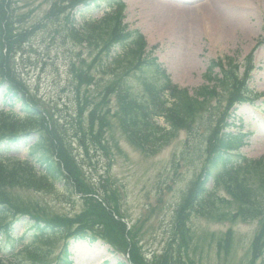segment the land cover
I'll return each mask as SVG.
<instances>
[{
	"label": "rangeland",
	"instance_id": "1",
	"mask_svg": "<svg viewBox=\"0 0 264 264\" xmlns=\"http://www.w3.org/2000/svg\"><path fill=\"white\" fill-rule=\"evenodd\" d=\"M146 1L122 0L124 21L142 30L149 47L157 45L155 54L170 73L172 80L179 86L188 88L191 95L198 88L209 84L205 73L212 59L228 55L242 62L258 41L262 42L255 50L259 70L254 72L252 83L258 96L255 101L258 108L245 103L231 111L236 125L243 127L249 134L239 153L252 159L264 158V0H221L220 7L216 4L214 13L226 10L231 19L244 20L248 28L251 27L249 31L236 30L235 34L223 37L201 32L200 29V10L194 7L202 2L211 3L212 0H161L163 5H166L162 16L159 12H151L149 6L152 7V0H149L150 5H147ZM105 2L106 0L104 4ZM168 4L178 7L185 5L188 15L195 9L194 22L198 29L195 39L191 40L184 32L171 33L165 30L168 27L166 21H158L165 16ZM14 5L16 20L22 21L23 15L24 21L26 20L25 24L22 22L16 29L24 31L31 23L45 22L51 2L17 0L15 3L14 0ZM9 10L13 12L12 8ZM109 11V6H104L103 9L92 13L91 17L98 19ZM201 13L205 14L204 10L201 9ZM81 16L76 15V25H80L83 20ZM66 27L61 23H50L46 32H37L16 57L15 54L12 55L11 63L28 96L47 110L48 114L55 115L59 130L66 138V145L82 171L84 183L95 186L101 193L106 189L112 194L117 207L133 224L131 233H135V239L139 242L135 243V247L150 263L161 262L163 256L171 252L182 264H250V250L257 232V222L246 223L240 217L235 218V221L231 217H219L223 211L235 212L237 203L226 204L218 201L215 211L193 212L191 217L186 219L185 226L175 225L176 211L183 196L206 163L205 136L209 131L211 112L206 110L198 117L192 129L186 126L180 128L170 142L154 155L146 154L133 140L127 139L115 118L108 116L111 125L104 126L102 131L98 130V138L103 148H99L95 145L97 143L91 140L86 152L73 129L79 120V98L71 67L74 62L78 64L80 51H83L85 56L91 53L88 48H83L82 43L75 40L70 33V27L67 28L65 40L59 39L65 34ZM53 33L56 35L55 41L49 39ZM3 50L5 51V48ZM218 72L219 69H216V73ZM96 74L101 75L98 70ZM129 81L133 96L139 99L148 97L142 81L137 76H131ZM4 89L5 86L0 88V109L7 110L8 105L3 104L1 100ZM220 99L222 97H214L206 104L212 105L217 114L224 106V101L219 102ZM115 100V97H112L113 107ZM12 107L19 112L21 104L13 102ZM89 108L87 105L83 110V122H86ZM156 120L159 125L169 127L164 118L158 117ZM98 127L99 125L96 126ZM3 134L5 135L2 136ZM10 134L11 131L7 130L1 134V138ZM37 136L31 135L25 145L9 148L7 155L19 159L30 158L28 153ZM207 187H213V180L208 181ZM215 194L221 199L232 198L224 185L219 186ZM6 195L19 210L16 209L18 215L15 218H9L5 223L15 222L13 233L18 236L27 231L28 225L31 224L29 216L25 214L28 211L32 217L63 222V228L59 227V232L50 239V243L47 240L33 241L34 247L49 253L47 257L41 260L31 252L18 250L12 258L18 264H64L60 258H66V253H63L66 245L69 254L67 259L72 264H130L127 246L110 232L103 230L99 234L97 227H93V231L90 230L83 239H74L72 235L67 234V224L75 228L79 225L76 221L78 215L87 211L85 202L80 200L83 194L75 192L72 183L67 190L60 192L15 188L9 190ZM177 229L182 232V236ZM31 234L30 231L27 233L24 243L28 242ZM90 236L94 237V242L90 241ZM7 243L4 238L2 247ZM173 264L180 262L177 260ZM255 264L264 262L257 260Z\"/></svg>",
	"mask_w": 264,
	"mask_h": 264
},
{
	"label": "trees",
	"instance_id": "2",
	"mask_svg": "<svg viewBox=\"0 0 264 264\" xmlns=\"http://www.w3.org/2000/svg\"><path fill=\"white\" fill-rule=\"evenodd\" d=\"M50 2L45 22H34L24 31H18L16 26L19 27L22 22L26 23L23 17L25 15L22 16V21L16 20L9 10L12 1L0 0V88L5 85L3 98L5 103L10 100L21 104L20 112L14 110L11 105L8 110H0L1 256H15V237L13 243L10 241L7 243L8 246L2 247L1 244L5 237L4 233L6 230L8 232L12 230L14 223L7 227L2 224L9 218H15L18 213L16 209L19 210L6 197V193L15 188L60 192L67 190L72 183L75 192L83 194L80 200L85 202L87 211L78 215L76 221L79 225L75 228L67 224V234H76V238H85L90 230L93 231V227H97L99 234L105 230L117 239L120 238V242L127 247L130 246L131 264H168V262L173 264L177 260L182 264L180 259L166 256H163L161 262L150 263L141 256L135 246L129 243L125 224L115 217L114 212L117 213V209L112 194L106 189L101 193L95 186L84 183L82 171L66 145V138L59 130L55 115L48 114L47 110L28 96L23 82L16 74V69L14 71L11 63L12 55L15 54L16 57L37 32H46L52 22L61 23L67 27L65 34L59 39L65 40L68 25L75 22L74 16L70 14L71 11L76 9L75 11H80L81 14H90L102 9L104 5V0H50ZM105 3L111 6V11L100 19L92 17L85 19L76 35L84 44L83 48H88L91 54L85 56L84 52L80 51L78 64L74 62L71 67L79 98V120L74 125V134L80 142L82 141L81 144L86 152L91 140L97 143L95 145L99 148H103L98 138V130L102 131L104 126L111 125L112 122L108 117L111 116L118 122L127 139L133 140L138 145L144 144L143 148H150L151 155H154L170 142L180 128L183 126L191 128L198 117L206 110L210 111L209 131L205 136L206 164L203 172L200 171L184 194L182 203L176 211L175 225H185L193 204H197L202 212L210 213L215 211L218 201L226 204L235 202L238 204L235 212L223 211L224 213L222 212L219 217H233L231 218L233 221L234 218L240 217L247 222H258L250 250V264H255L264 254V160L235 159L232 151L244 143L245 136L234 134L227 129L235 127L232 115L228 114L229 110L235 102L241 103L247 100L242 85L244 76L233 67L234 60H228V70L223 69L216 60H212L207 67L205 77L208 82H213V85H204L191 95L187 88L172 82L166 69L156 58L148 57L147 43L143 34L138 29H130L119 20L118 8L122 5L120 0H106ZM70 33L73 34L71 30ZM49 39L55 41L56 35L51 34ZM4 48L7 50L6 53ZM218 67L222 73L221 78L217 77ZM96 68H99L101 75L97 76ZM131 76H137L142 81L148 97L139 99L133 96L129 81ZM215 79L217 82H214ZM220 85L224 86V91L227 93L218 95L222 97L219 102L225 100V106L217 114L212 105L206 104L217 96L216 90ZM112 97L116 99L114 107L111 105ZM87 105L90 108L87 118H84L86 122H83V110ZM158 117H163L169 127L159 125L156 120ZM7 130L11 131V134L1 138V134L6 133ZM33 134L38 136L30 147V154L36 161L21 160L7 155L9 148L27 144ZM222 171L226 172L230 181L226 187L231 199H221L215 194L216 189L226 182L222 178ZM210 179L214 183L211 189L207 187ZM25 214L31 217L30 211ZM32 219L34 222H31L28 230L34 233L33 238L24 245L21 252L25 250L33 253L36 258L43 259L49 253L37 249L38 247H32L31 243L39 238L50 243V239L59 232L58 228L62 227L63 222L54 221L55 224L53 221L47 220V222L34 216ZM179 233L182 236L180 230ZM25 237L26 235H23L20 240ZM90 238L93 242L94 237ZM66 250L67 245L65 252Z\"/></svg>",
	"mask_w": 264,
	"mask_h": 264
},
{
	"label": "bare ground",
	"instance_id": "3",
	"mask_svg": "<svg viewBox=\"0 0 264 264\" xmlns=\"http://www.w3.org/2000/svg\"><path fill=\"white\" fill-rule=\"evenodd\" d=\"M152 3V7L149 6L152 13L157 14L158 12L163 14V9L166 7V5H163V1L161 0H152L150 4ZM219 3L221 4V0H212L210 2H202L200 4H197L194 8L196 10H200L199 13V23H200V29L201 32H208L209 34H212L216 37L224 35L230 36L231 34H235L236 30L241 31H249L251 27L248 28V25L244 20L235 21L231 19L230 15L227 13L226 10H223L222 13H214L213 9L215 10L216 4L218 7H220ZM147 5L149 4V0L146 1ZM182 7L178 6H172L168 4L167 11L164 12V17L158 19L164 20L167 22L168 27L165 30L170 31L171 33L176 32H184L190 38L191 40L195 39L198 36V29L195 24V9L193 11H190L188 15V11H186V6L181 5ZM201 9L204 10L205 14L201 13ZM224 9V8H222ZM162 10V11H161ZM163 22V21H162ZM165 22V23H166Z\"/></svg>",
	"mask_w": 264,
	"mask_h": 264
}]
</instances>
